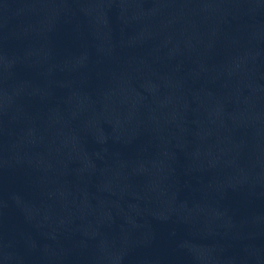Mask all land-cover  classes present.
<instances>
[{
    "label": "water",
    "instance_id": "1",
    "mask_svg": "<svg viewBox=\"0 0 264 264\" xmlns=\"http://www.w3.org/2000/svg\"><path fill=\"white\" fill-rule=\"evenodd\" d=\"M0 264H264V0H0Z\"/></svg>",
    "mask_w": 264,
    "mask_h": 264
}]
</instances>
